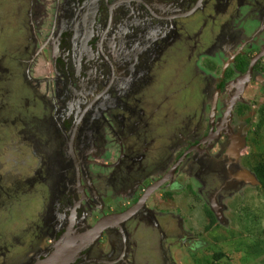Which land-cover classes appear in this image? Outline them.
<instances>
[{"label":"flooded vegetation","instance_id":"obj_1","mask_svg":"<svg viewBox=\"0 0 264 264\" xmlns=\"http://www.w3.org/2000/svg\"><path fill=\"white\" fill-rule=\"evenodd\" d=\"M43 1L0 59V91L18 79V118L32 124L20 143L39 179L26 187L45 193L40 218L18 228L24 259L2 263L41 264L68 231L107 219L71 264H204L208 249L219 264L205 237L232 231L229 200L249 213L245 191L260 186L251 113L264 98V0Z\"/></svg>","mask_w":264,"mask_h":264},{"label":"rangeland","instance_id":"obj_2","mask_svg":"<svg viewBox=\"0 0 264 264\" xmlns=\"http://www.w3.org/2000/svg\"><path fill=\"white\" fill-rule=\"evenodd\" d=\"M43 3V0H0V59L3 56L5 45L17 48L20 47V39H24L26 36L21 23L28 21L29 11L31 12L34 6L40 9V12H37L35 15V21L37 22L38 18H40L42 14L44 15V12H42ZM6 37L9 38V44L7 43ZM7 61L6 58L2 62L0 61V78L2 80V85H4L3 82H5V79L9 76L8 73L2 71V69H5ZM5 83L8 84L10 81ZM13 83L17 84V89H14V91L9 93L0 91V186H2L4 192H6L4 193L2 188L0 189L3 192L2 198H0L1 200L3 199L4 202L2 206L0 205V264H3L2 262L5 260L8 261L10 257L14 258H12V261L15 263L16 261L19 262L20 259H24L22 258L24 249H21L23 246L19 244L21 242H18L22 234L18 232V228L22 227V229H26L32 221L40 218L39 214L43 211V207L42 203L40 204L37 198L45 195L38 182H35L31 187L29 186V188L26 187V182L32 176L39 179L40 164L37 163V166H34L36 163L30 161L29 156H32V153L29 149L31 146L28 147L29 145L25 146L20 143V140L27 137L26 130L32 127V124L31 122H26L25 119L22 121L20 120L21 118L23 119V114L27 115L28 113L27 109L24 108L25 99L23 97L25 93L21 91L18 79L16 81L14 80ZM3 87L6 88V86ZM254 91L253 87L248 89V98H256V92ZM258 99H260V101H258L259 103L264 101V98L261 96H258ZM257 106L254 108L255 110ZM255 117L259 123L258 116L255 115ZM37 134L43 135L42 133ZM260 134L262 146L256 145L255 149L263 153L264 132L260 131ZM43 156H45L44 153ZM44 159L47 162L46 157ZM254 163L255 162H253V166ZM42 176H44L47 184L51 183V179H48L49 177L47 174H43ZM245 194L247 199L242 204L250 208L249 213L245 211L239 213V215L235 210L239 205V198L229 200V207L232 208L229 215L232 221L237 224L233 226V232L230 230L219 231L218 233L214 232L215 235L211 237H205L208 238V241L213 243V247L216 250H220L221 253H224L223 255L225 258L220 260L219 264H264V193L258 188L253 187L247 189ZM8 201L12 203L14 209L21 208L24 211L25 218L20 215L21 213L13 211L14 209L12 210L10 207H6L5 205L9 203ZM173 202L179 205L182 203V199L176 196L173 198ZM16 204H18V206ZM38 204H40V206H38ZM12 211L15 214L14 216H10L12 215ZM184 212L186 213V210ZM18 214L20 217H18ZM26 216L29 218L28 220H26ZM257 236H259L260 239L257 240ZM254 243H258L259 246L256 248ZM178 251V260L183 262L185 255L183 257L182 250ZM2 253L7 255V258H5ZM214 253L215 252L210 249L205 251V257L208 259L204 264H218L210 258ZM186 261L187 260H184V262ZM187 262V264H191L189 261ZM192 263L195 264V262Z\"/></svg>","mask_w":264,"mask_h":264},{"label":"water","instance_id":"obj_3","mask_svg":"<svg viewBox=\"0 0 264 264\" xmlns=\"http://www.w3.org/2000/svg\"><path fill=\"white\" fill-rule=\"evenodd\" d=\"M239 80H242V82H244L243 86H245V84L250 81V73ZM108 224L107 219L101 220L93 231L81 233L76 237L72 235L71 230L70 232L68 231L65 240L60 241L57 244L56 250L41 264H71L76 260L84 245H86L84 242H94L101 234L102 229Z\"/></svg>","mask_w":264,"mask_h":264},{"label":"trees","instance_id":"obj_4","mask_svg":"<svg viewBox=\"0 0 264 264\" xmlns=\"http://www.w3.org/2000/svg\"><path fill=\"white\" fill-rule=\"evenodd\" d=\"M257 109L252 110V117L253 116H258L259 118V123H258V129L259 131L264 132V101L256 103ZM254 171L256 172L260 186L258 187L259 190H261L264 193V152L260 153L258 157L254 160ZM211 214V213H210ZM260 239L259 236H257V240ZM254 246L257 248L259 246L258 243H254ZM218 260H222L225 258V256L221 253H219L217 256Z\"/></svg>","mask_w":264,"mask_h":264}]
</instances>
